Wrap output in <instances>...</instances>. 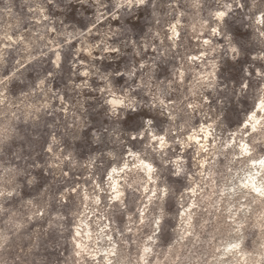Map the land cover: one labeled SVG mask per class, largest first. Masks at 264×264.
Wrapping results in <instances>:
<instances>
[{
    "label": "rangeland",
    "instance_id": "1",
    "mask_svg": "<svg viewBox=\"0 0 264 264\" xmlns=\"http://www.w3.org/2000/svg\"><path fill=\"white\" fill-rule=\"evenodd\" d=\"M102 3L107 7L101 11H111V0H102ZM240 4H245V7H239ZM227 5H231V8H227ZM38 6H44L42 0H0V45L2 40L10 43L3 49L0 59V80H3L0 93L15 104L27 92L29 105L40 107L44 101L49 105L40 108L39 112L32 107L27 112L24 107L21 113L23 123L15 132L0 127V139L14 135L17 141L14 153H0V190L8 193L16 189L12 195H0V207L7 210L0 213V232L4 234L0 243L7 241L16 231L18 223H24L19 230L17 248H29L28 256L33 264H101L103 253L94 255L97 249L95 240L98 245L107 248L110 235L120 245V232L126 234L128 242H131L133 234L140 236L141 230L150 234L145 224L149 223L150 216L154 217L161 211L170 218L175 235L176 225L180 223L182 198L178 192L171 191L173 186L166 179L171 166L166 168L164 162L175 158V153L181 151L180 145L174 141L186 139L192 131L208 126L222 111L219 106L216 110L209 107L208 116H197L194 121H189L176 107L183 95L188 94L193 78H199V74L212 68L209 61L217 64L215 74L218 82L226 83L237 101H247L238 111L228 114V119L238 122V125H213L221 141L216 146L220 151L214 158L216 167L213 169L217 191L226 183L228 173L233 174L234 168L241 162L240 157L232 162L230 152L242 142L250 146L253 139L257 144H264V134L256 136L246 120L256 110L257 100L262 94L256 90L253 77L264 72V61L253 60L249 49L259 50L264 46V42L257 40L264 27L256 20L260 11L264 10V0H239L238 3L234 0H148L145 7H133L132 18L138 20L134 28L120 21L110 23L101 17L97 27L102 32H97L92 26L96 21V5L88 0L87 4L76 5L78 11L75 12L74 26L69 25L66 29L67 33L77 36L76 39L72 35H57L52 31L53 28L57 31L64 29L62 14L38 20L37 17L41 15ZM47 7L51 9L52 6ZM218 10L228 11L229 14L218 21L215 16ZM8 22L11 24L8 25ZM175 22L178 35L172 39L169 37L170 26ZM116 25L120 27L119 32H114ZM215 25L216 32L220 33L218 36L213 32ZM6 26L12 37L20 35L16 42H9L1 35ZM86 28H92L95 36H90L82 44L78 33L87 32ZM132 33L139 35L140 57L131 47V43H135ZM229 33L244 35V39L239 41L241 59L235 63L228 59L229 55H234L228 51L224 37ZM173 40L176 42L173 43ZM25 42L30 44L29 48H26ZM219 43L225 47L214 51ZM87 44L91 45L90 54L85 50ZM106 45L109 50H106ZM76 47L80 48L78 54ZM115 47H119V53L110 50ZM55 51L61 55L59 66L53 64ZM132 68L136 69V78L132 83L139 82V77L143 75L140 82H150V89L144 88L140 93L130 92L127 76H122L121 82H117V72L128 73ZM245 68L250 75L245 74ZM208 79L211 80V77ZM41 81L43 90L37 88ZM245 81L248 82V91L236 97V90ZM109 85L117 96L125 92H130L129 98L135 96L138 112L133 114L117 106L118 114L113 115L112 107L106 103L112 97L108 91ZM159 100H163L164 104L161 105ZM255 112L259 117L260 111ZM125 116L129 117L127 121ZM202 135V132L198 135L199 142L190 143L198 147ZM132 136H136V139L133 140ZM154 136L156 140H153ZM161 136L166 139L167 148L157 147ZM232 138L233 147L225 148L224 143L231 142ZM213 139L212 136L207 137L205 143L209 146L208 150H211ZM208 150L196 153L194 148H189L185 155L189 160L193 157L203 159ZM253 156L256 159L264 156V149ZM136 159L151 163L155 181H150V184H155L156 189L169 188V198L175 201L174 210H168L164 202L153 196L146 202V195L150 191L143 192L140 171L127 169L124 174L120 170L124 164L132 169L133 163H137ZM212 159L209 157L205 167L201 168L208 171ZM37 165H40L38 170ZM114 166L119 168L115 178H120L118 181L124 189L121 200H111L113 193L108 185V174ZM45 171L49 173L47 177L43 175ZM29 173L44 185L42 190L33 191L24 183ZM122 175L125 181L121 179ZM35 183L36 180L33 181ZM61 194H65L63 201L60 200ZM95 194H100L97 202H94ZM85 195L89 197V202L85 201ZM240 201L243 203L244 200ZM145 203V218L141 223L139 216ZM258 208L253 204L250 211ZM82 213L90 224L92 234L88 249L79 256L74 252L73 236ZM61 216L70 219H58ZM28 217L32 218L31 221ZM101 229H104L103 242L99 240ZM203 233H196L201 241L210 238L207 225ZM225 236L226 232L222 237L217 235L212 242L215 244ZM205 258L212 259L210 255Z\"/></svg>",
    "mask_w": 264,
    "mask_h": 264
},
{
    "label": "clouds",
    "instance_id": "2",
    "mask_svg": "<svg viewBox=\"0 0 264 264\" xmlns=\"http://www.w3.org/2000/svg\"><path fill=\"white\" fill-rule=\"evenodd\" d=\"M234 2H239V0H234ZM43 7H39L41 16L44 19H48L49 15L62 14L64 20L62 21L64 29L62 31H57L53 28L52 31L56 32L57 35H72L67 33L66 29L69 25L72 27L73 21L75 20V12L78 11L76 8L77 4H87L88 0H42ZM92 3L96 5L95 14L96 21L92 24L93 28L97 32H102L103 30L97 25L101 17L105 21H120L121 24L127 23L130 28H134L138 23V20L132 18L133 7L139 9L147 6L148 0H111V11H101L102 8L107 6L102 3V0H92ZM51 5V9L47 7ZM47 13V15H45ZM87 32L79 31L78 36L81 38L80 43H84L90 36H95L92 28H86ZM120 27L116 25L114 32H119ZM105 35H108L105 33ZM215 35H220V33H215ZM131 37L135 38V43H131V47L135 52L136 56L140 57L142 54L138 50V40L139 35L132 33ZM227 42L228 51L234 55H229L233 63L241 59V45L240 40L244 39L242 33H229L224 35ZM73 39L77 36L72 35ZM258 42H264V32H260L257 37ZM176 41L173 40V43ZM60 47V45H59ZM225 47L224 44H217L216 48L218 50ZM106 50H109L106 45ZM113 52H120L119 47L111 48ZM51 51V49H49ZM75 51L77 54L80 48L76 47ZM89 54L91 52V45L88 46ZM249 53L253 60L264 61V46L259 50L249 49ZM255 54V55H253ZM59 57V59H57ZM60 60V53H56L57 66ZM146 63V61H145ZM211 67L215 70L217 69V64L214 61H209ZM23 67V65H21ZM144 64L141 65V68ZM154 67V65L152 66ZM16 71H19L17 69ZM245 74L250 75L245 68ZM15 75V73H13ZM116 76H119L117 82H121L120 78L122 76H127L129 81L130 92L140 93L144 88H151V83H141L143 81V75L139 77V82L132 83L136 78V69L128 73L117 72ZM211 77V80L208 79ZM7 79V78H5ZM256 81V90L262 93L258 102L261 104L264 102V72H260L257 77H253ZM189 88L188 94L183 95V99L176 103V107L180 112L184 114L189 121H194L197 116H208L209 107L215 109L219 106L222 111L216 115V119L212 121L205 129L200 127L199 131H192L190 137H196L200 132H205L206 136H212L213 143L211 145V150H208L209 146L207 143L201 144L197 147L190 143L192 139H178L174 141L175 144L180 145L181 151L175 153V158H169L165 161V166H171L168 170V176L166 179L173 186L171 191L173 193L178 192L182 198L181 211L179 212L180 223L176 225V233L173 234L172 228L173 224L170 218L165 215L163 211L154 217H149V223L145 224V227L149 229L150 234L143 233L141 230V235L136 236L133 234L131 242L127 241L126 234L120 232L118 239L121 240V244L118 245L109 236V247L106 249L105 261L101 264H264V190L257 191L253 190L249 185L251 183H256L254 181L255 176H260L259 172H251L248 174L247 180L242 184H233L231 188L220 187L217 191V183L215 179H209L213 177V169L216 167V160L214 159L217 153L220 151L216 146L221 144L219 135L213 125L220 124L223 127H233L239 123L236 121H231L228 119V114L230 112L238 111L240 107L247 103V101L237 99L233 96V90L223 81L218 82V78L215 71L208 73L203 77H194ZM3 83V80H0ZM43 81L37 85V88L42 89ZM247 85V86H245ZM181 88H183V82H181ZM35 91V90H33ZM51 91V89H49ZM110 95L121 101L123 108L128 109L131 113L136 114L138 112V101L135 96L129 98L130 92H125L122 96H117L112 92L111 85L108 87ZM248 91V82L245 81L240 85V88L236 90V97L242 96ZM210 93L211 95H208ZM3 96V93H0ZM29 93L24 92L23 98L19 100L18 103H12L8 97H3L0 99V127H3L5 131L11 130L15 132L19 129L21 123V113L24 107H33L35 105H29ZM110 100L106 101L109 103ZM127 101V103H123ZM215 101V103H213ZM161 105L164 104L163 100H159ZM171 104V103H170ZM183 105V107H181ZM191 105V107H189ZM49 105L42 104L36 111L39 112L40 108H47ZM155 106V105H153ZM169 105H165L168 107ZM113 115L118 114L116 112V107L111 108ZM215 114V111H213ZM222 114V115H221ZM125 121L129 117H124ZM175 119V117H173ZM151 123V119L148 120ZM191 126V125H190ZM134 131V130H129ZM135 140L136 136H132ZM16 138L14 135L7 136L4 139H0V153L15 152ZM169 145L164 144L167 148ZM159 147V145L157 146ZM224 147H233L232 144L227 141L224 143ZM250 147V152L246 154L248 158L252 160V164L258 160L264 159V156H260L257 160L253 154H259L260 149H264V144H257L256 140L253 139ZM189 148H194L196 153H202L206 150L207 156L203 159L195 158L189 160L185 155V152ZM155 151V149H154ZM175 152V149H173ZM183 157V158H182ZM209 157H212V161L208 164V171L201 168V164L207 161ZM68 159V157H65ZM235 161V157L233 161ZM63 163V161L61 162ZM244 163V168L241 171H245L247 168V160ZM261 170H264V165H260ZM40 168V165L36 166V170ZM231 171V169H229ZM45 177L49 175L47 171L43 173ZM67 175V173H65ZM237 177L233 175L231 177L232 181H235ZM36 183L33 184V181ZM24 183L27 184L29 189L33 191H40L44 185L37 180L36 176L29 173L25 177ZM257 185V184H256ZM264 185V177H262L261 183L258 188ZM210 189V191H206ZM242 189H248L249 191H243V199H250L251 204L260 205L259 210L255 216L250 219H241L240 213L245 207L251 208V205H244L241 201H236L231 203L234 196L239 194ZM16 192L13 188L11 192L5 193L0 190V195H12ZM255 193V195H252ZM31 194V193H29ZM152 196L156 197L158 200L164 202V205L168 210H174L175 201L169 198V188L163 187L161 189H153ZM216 196L217 199H213ZM150 197L149 199H151ZM65 199V194H61L60 200ZM227 199L229 202L224 208H221L220 201ZM239 204L240 207L236 205ZM63 207V205H62ZM195 209V211H193ZM7 211L0 207V213ZM196 218L195 225L193 224V219ZM31 217L28 220L31 221ZM58 219L68 221L70 218L67 216L58 217ZM203 220V223H201ZM141 223H144L141 221ZM207 225L210 230V238L201 241L200 235H203V229ZM24 227V223H18L16 225V231H13L11 236L4 243H0V264H33V261L29 259L28 252L29 248L20 247L17 248V241L19 239V230ZM105 227H107L105 225ZM104 229H101V234ZM199 232L200 235H196ZM224 232L228 233L229 236L234 237V240L224 241L221 246H216L212 244V240L216 239L217 235H222ZM247 233V235H246ZM146 236V238H144ZM195 237V239H193ZM250 241L252 242L250 244ZM259 241V242H256ZM125 245V246H121ZM198 245L200 247H198ZM254 245V246H253ZM203 249V250H202ZM96 252H100L101 249H95ZM216 253H222V255L217 256ZM211 256L212 259H206V256ZM231 257V259L224 260V257ZM111 257V259H109ZM123 257V260H121Z\"/></svg>",
    "mask_w": 264,
    "mask_h": 264
},
{
    "label": "bare ground",
    "instance_id": "3",
    "mask_svg": "<svg viewBox=\"0 0 264 264\" xmlns=\"http://www.w3.org/2000/svg\"><path fill=\"white\" fill-rule=\"evenodd\" d=\"M225 8V7H224ZM219 11H224V10H218V11H216L215 12V16H216V13L217 12H219ZM7 14H8V12H6ZM41 15L40 16H38L37 17V19L38 20H41ZM216 18H217V20L218 21H221V19H219L217 16H216ZM11 23L10 22H8V25H10ZM173 27H175V31H176V33H178V26H177V23L175 22V23H173L171 26H170V32H169V37L170 38H174V37H177V35L175 36L174 35V33H173ZM50 28H52V27H50ZM213 29H216L217 30V27H216V25H215V27L213 28ZM8 30H9V28L6 26V29H5V31L3 32H1V35L3 36V38H5L6 40H8L9 42H11V41H13V42H16L17 41V39H19L20 38V35L17 37V38H14V37H12L11 35H10V33H8ZM48 40V39H47ZM7 41V42H8ZM206 41L208 42V40L206 39ZM10 44V43H9ZM9 44H7L5 41H3L2 40V42H1V45H0V59H1V57H2V54H3V49H6L5 48V46H7V45H9ZM25 45H26V48H29L30 47V44H28L27 42H25ZM88 44L86 45V47H85V50H86V52L89 54V51H88ZM57 52H59V51H55V55H54V59H53V64H54V66H57V61H56V53ZM91 53V52H90ZM60 59H61V55H60ZM59 62H60V60H59ZM59 62H58V66H59ZM213 71H215L213 68H211L209 71H205L204 72V74H199V77H203V76H205V75H207L208 73H210V72H213ZM180 78H182V71L180 72ZM198 78V77H197ZM208 78H210V77H208ZM0 99H3V96H0ZM114 98L113 97H111V98H109V100H113ZM121 102V101H120ZM122 103V102H121ZM121 103L120 104H118V105H116L115 107L117 108V106H120L121 105ZM41 104H47L48 105V102L47 101H44L43 103H41ZM110 106L111 107H113L114 105H112V104H110ZM31 107H26V111L27 112H29L28 110H31L30 109ZM36 108H39V107H37L36 106ZM36 108H35V112H37L36 111ZM34 109V108H33ZM256 110H259L260 111V116L258 117V116H256ZM256 110H254L253 111V113H251L250 115H249V117L246 119L247 120V123L249 124V128H250V130L251 131H253L252 130V128H251V123H250V117H252V116H254L255 117V119L256 120H258V121H261L262 123H264V119H263V117H264V106H262L259 102L256 104ZM259 113V112H258ZM28 115H29V113H27ZM205 129H207V127L208 126H203ZM202 136H201V143L198 145V147L201 145V144H204L206 141H207V137L208 136H206V133L205 132H202ZM191 136V133L190 134H188L187 135V138L186 139H188L189 137ZM199 140H200V138H199V136L197 135L196 137H195V139H192V140H190V141H196V142H199ZM233 142V138H232V140H231V142H229L230 144ZM165 143H167V141H166V139L164 138V144ZM164 144H163V146H161V143H160V140L158 141V145H159V147L162 149L163 147H164ZM233 144V143H232ZM241 144H246L245 142H242V143H240L239 145H238V147L235 149L234 148V150L232 151V152H230V154H231V160H233V158L235 157H240L241 158V162L239 163V165L237 164V166L234 168V173L232 174V173H228V176L226 177V179H227V181H226V183L224 182V186L223 187H225V188H231L232 186H233V184H242L245 180H247V177H248V174L249 173H251V172H259L260 173V176H255L253 179H254V181L256 182V184H257V186H259L260 185V183H261V180H262V177H264V170H261V168L259 167V164L257 163L255 166H253V164H252V160L250 159V158H248L247 156H246V154H244L243 152H242V150H241V148H240V145ZM247 145H249V144H247ZM133 157V156H132ZM259 158H257V160H258ZM137 160V159H136ZM229 160H230V158H229ZM247 160V168L245 169V171H241V169L242 168H244L245 166H244V163H242V162H244V161H246ZM207 163V162H206ZM124 164V163H123ZM205 165V161L204 162H202V164H201V167H205L204 166ZM117 169H119V168H117V167H113L110 171H109V174H108V176H109V187H110V190H111V192L113 193V195H112V197H111V200H113V199H118V200H121V195L124 193L123 192V185L122 184H120L119 183V181H118V178L119 177H117V178H115V173H117V172H119V170H117ZM136 170V172H138V171H140L141 172V174H140V180L143 182V184H142V190H143V192H146V191H150L149 193H147V200H146V202H149L151 199H149L150 197H152V192H153V189H156V185L155 184H153V185H151L150 184V181H152V182H154L155 181V176L153 175V166L151 165V163L150 162H148V161H144V160H141V159H138L137 160V163H133V168L131 169V167L130 166H128L127 164H124V166L120 169L124 174H126V170ZM117 175H120L119 173L117 174ZM226 175V174H225ZM233 175H235L236 177H237V179L235 180V181H232L231 180V177L233 176ZM225 178V177H224ZM120 179V178H119ZM121 179H123L124 181H125V176L124 175H122V178ZM212 179H213V177H212ZM121 185H122V187H121ZM221 187V186H220ZM243 191H249L248 189H242V191L239 193V194H237V195H235L234 196V198H233V200L231 201V203H235L236 201H240L241 199L242 200H244L243 201V203L242 204H244V205H251V207H252V205L253 204H251V200L250 199H243V195H244V193H243ZM123 192V193H122ZM96 195V194H95ZM100 195V194H99ZM99 195H96V196H94L95 198H94V202H97V201H99ZM252 195H255V193H252ZM89 199V197L87 196V195H85V201H87L88 199ZM123 199V198H122ZM213 199H217V197L216 196H214L213 197ZM87 202H89V201H87ZM86 202V203H87ZM229 202L227 201V199H225L224 201H220V206H221V208H224L225 207V205L226 204H228ZM256 205V204H255ZM237 207H240V205L239 204H237L236 205ZM257 206H259V208H260V205H257ZM259 208L258 209H256V210H252V211H250V209H249V207H245L244 209H243V211L240 213V216H241V219H248L249 217H253V216H255V214L257 213V211L259 210ZM145 209H146V203L143 205V207H142V209H141V212H140V216H139V219H140V221L141 220H143L144 218H145V215H144V212H145ZM193 211H195V209H193ZM84 213H82L81 215H83ZM179 219H180V216H179ZM89 226H90V224H89V222L87 221V218H86V216L85 215H83V216H80L79 218H78V223H77V226L74 228V243H75V249H74V252L77 254V255H81L82 254V252L83 251H86L87 249H88V241H89V239L91 238V234H92V232L89 230ZM111 236V235H110ZM4 237V234L2 233V232H0V240L2 239ZM98 237V236H97ZM99 240H101V242H103L104 240H103V236H102V234H100L99 235ZM221 237H222V235H221ZM220 237V238H221ZM98 239V238H97ZM235 238L234 237H231V236H229L228 235V233H226V236H225V238H223V239H221L219 242H216L215 244L213 243V245H216V246H221L222 244H223V242L224 241H228V240H234ZM215 241V240H214ZM95 242H96V246H97V249H101V251L100 252H95L94 253V255L95 256H98L99 255V253H103V261H105V256H106V249L110 246V245H108V247L107 248H104V247H102L100 244L98 245V242H97V240H95ZM102 244V243H101ZM106 247V246H105ZM216 255L217 256H220V255H222V253H216ZM109 259H111V257H109ZM227 259H231V257H224V260H227ZM121 260H123V257H121Z\"/></svg>",
    "mask_w": 264,
    "mask_h": 264
},
{
    "label": "snow or ice",
    "instance_id": "4",
    "mask_svg": "<svg viewBox=\"0 0 264 264\" xmlns=\"http://www.w3.org/2000/svg\"><path fill=\"white\" fill-rule=\"evenodd\" d=\"M238 6L239 7H245V4H240ZM226 7L227 8H231V5H227ZM228 14H229L228 11H219V12L216 13V16L219 19L224 20L228 16ZM256 20H257V23L261 24L262 27H264V10L260 11V15L258 17H256ZM213 32L217 33L216 29H213ZM262 32H264V31H262ZM173 33H174L175 36L178 35V33H176V31H175V27H173ZM205 43H207V41H205ZM57 59H59V57H57ZM84 75H87V73H85ZM245 86H247V85H245ZM109 102L112 105H114V106H116V105L121 103L119 100H116V99L110 100ZM261 105L264 106V102H262ZM189 107H191V105H189ZM250 123H251V128L253 130V133L256 136L264 134V123H262L261 121L256 120L254 116L250 117ZM245 127L247 128L248 125H245ZM156 139L157 138L154 136L153 140H156ZM189 139H195V137H189ZM159 140H160L161 146H163L164 137H162V136L159 137ZM240 148H241V150H242V152L244 154H248L250 152V147L247 144H241ZM257 163L260 164V165H264V159H261V160H258L256 162H254L253 166H255ZM249 186L251 188H253V190H257V191L264 190V185H262L260 188H258L256 183H254V182L251 183Z\"/></svg>",
    "mask_w": 264,
    "mask_h": 264
}]
</instances>
